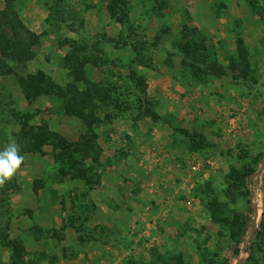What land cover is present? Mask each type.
Returning <instances> with one entry per match:
<instances>
[{"label":"rangeland","instance_id":"374dc122","mask_svg":"<svg viewBox=\"0 0 264 264\" xmlns=\"http://www.w3.org/2000/svg\"><path fill=\"white\" fill-rule=\"evenodd\" d=\"M110 3L0 0V35L19 33L13 14L39 35L26 62L0 50L8 133L46 122L67 141L90 143L74 150L81 165L52 144L21 153L15 177L0 186V264H264V0H127L128 24ZM122 31L127 46L99 43L94 54L103 34L119 40ZM75 41L103 66L86 63L92 81L125 89L134 66L158 118L110 110L87 127L65 112L67 98H27L24 80L41 71L64 87L73 82ZM196 55L226 72L201 71ZM239 240L250 257L237 253Z\"/></svg>","mask_w":264,"mask_h":264},{"label":"trees","instance_id":"16d2710c","mask_svg":"<svg viewBox=\"0 0 264 264\" xmlns=\"http://www.w3.org/2000/svg\"><path fill=\"white\" fill-rule=\"evenodd\" d=\"M128 5L129 4L127 3V0H111L109 5V10L116 14L114 15L113 13V16L116 17L117 20L121 22V24H128V22L130 23V10ZM4 15L5 12L0 10V20L5 18ZM9 20L12 23H15L19 33H14L9 37L4 30V34L0 35V50H4L5 53L8 54L9 58L15 62H26L35 55V52L32 50V46L35 44V40L39 38V35L29 30L16 14H13ZM130 27L133 28L132 26ZM83 34L84 33H80L81 36ZM119 35L118 40L114 38H108L106 34H103V37H101L102 40H99L96 42L98 44L94 45V48H96L94 49V54L101 52V49L98 47L99 43H113L116 49L127 46L125 36H129V34H127L125 31H122ZM23 36L24 38H22ZM159 41L160 37H158V40L154 42V45L158 46ZM134 49L135 50L133 51L136 52L137 47H134ZM142 52L143 51H139L138 54L141 55ZM89 53H91V48L87 42L81 43L75 41L73 43L72 51L68 57V65L71 68L73 82H70V84L64 87L55 83L53 80H51V77L41 71L35 76H29V80H24L25 94L27 95V98L32 99V95L35 94L43 95V92L48 95L52 94L62 98H67L68 101L64 106L65 112L81 119L84 125L87 127H91L99 123L101 121L99 114L101 112H107L110 110L118 111L120 115L125 114L133 121L139 120L146 114H151V116L154 118H158V115L155 112L148 111L149 100L146 98V91L144 89L142 92L136 82V79L142 75L139 74L138 70L135 69L134 66L131 67V69H134H132V74L129 78L130 85L128 87L122 89L123 87L119 85L120 83L114 87H111L106 77L101 81H92L89 79L87 72L84 69V67L87 65L86 63L91 62V64L96 67H103L99 61H90L87 59ZM192 62H194V65L201 69V71L208 74L222 76L226 72V68L216 63H209L207 58L201 55H196ZM4 63V60H1L0 57V65L5 66ZM142 64H145L146 66L150 65L144 61ZM246 68L247 72L244 73L246 76L245 78H247L250 68V64L248 62ZM5 75H9V73H7V71L0 70V77ZM37 76H40V78L37 79ZM81 85L86 87L81 89ZM31 87L32 89H30ZM0 88L7 90V88L3 85H0ZM112 119L113 117H110L109 120ZM11 124L12 122L9 115L2 116L0 119V141L4 144L7 143L9 139L14 140L20 146V154L24 152L43 153V147L47 144H52L57 150L62 152L61 154L56 153L57 157L68 155L66 158L69 162L75 161L80 163V165L82 164L83 161L78 162V160L75 158L74 150L77 148L80 149L82 146H86V144L89 142L80 146L81 141L76 143L67 141L58 133L52 131L46 122L36 127L31 126V124L27 122L22 126L25 131H27V133H25V135L15 133L14 137L12 138V136L7 131L8 126ZM175 129L177 130V128ZM178 130H180V132H182L184 135L189 136L192 140L199 139L201 143L203 142L202 135L200 134L190 133L188 130L184 129ZM93 144L94 147L97 146L95 143ZM84 152H88V150H85ZM259 156L264 157V153H261ZM91 170V168H86L88 173H90ZM90 176H92V174H90ZM248 176L252 177V175L249 174ZM13 177H15V174ZM252 192H256L254 186L250 191V194ZM252 221L253 220L250 218L245 220L247 224H249V222L252 223ZM242 244L243 242L241 240L237 241L236 246L239 247V251L237 253L242 251L247 255V257H250V245L248 244L243 249H240Z\"/></svg>","mask_w":264,"mask_h":264},{"label":"clouds","instance_id":"9594fccd","mask_svg":"<svg viewBox=\"0 0 264 264\" xmlns=\"http://www.w3.org/2000/svg\"><path fill=\"white\" fill-rule=\"evenodd\" d=\"M23 160L20 146L14 140H10L3 150H0V186L11 180L21 167Z\"/></svg>","mask_w":264,"mask_h":264},{"label":"water","instance_id":"95a60500","mask_svg":"<svg viewBox=\"0 0 264 264\" xmlns=\"http://www.w3.org/2000/svg\"><path fill=\"white\" fill-rule=\"evenodd\" d=\"M255 224H256V219L253 221V227H255ZM253 232H254V229H253ZM251 251H252V247L250 246V248H249V254H251Z\"/></svg>","mask_w":264,"mask_h":264}]
</instances>
